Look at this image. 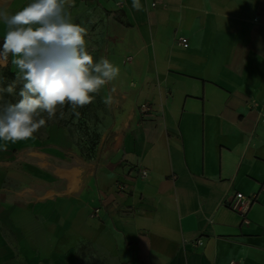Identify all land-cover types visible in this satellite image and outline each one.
Instances as JSON below:
<instances>
[{
  "label": "crops",
  "instance_id": "crops-1",
  "mask_svg": "<svg viewBox=\"0 0 264 264\" xmlns=\"http://www.w3.org/2000/svg\"><path fill=\"white\" fill-rule=\"evenodd\" d=\"M138 3L68 0L111 40L127 112L103 171L63 128L0 140V264H264V0Z\"/></svg>",
  "mask_w": 264,
  "mask_h": 264
},
{
  "label": "clouds",
  "instance_id": "clouds-1",
  "mask_svg": "<svg viewBox=\"0 0 264 264\" xmlns=\"http://www.w3.org/2000/svg\"><path fill=\"white\" fill-rule=\"evenodd\" d=\"M133 7L142 9L138 0ZM0 23L5 27L0 62L7 66L10 60L16 70L12 82L0 86L2 141L30 139L46 121L66 119L63 110L57 117L66 104L79 117L77 108L92 103L93 94L120 72L107 58L94 60L88 30L73 22L68 0H30L15 13L0 6ZM5 93L19 98L4 100ZM104 103L110 105L112 97Z\"/></svg>",
  "mask_w": 264,
  "mask_h": 264
},
{
  "label": "rangeland",
  "instance_id": "rangeland-1",
  "mask_svg": "<svg viewBox=\"0 0 264 264\" xmlns=\"http://www.w3.org/2000/svg\"><path fill=\"white\" fill-rule=\"evenodd\" d=\"M71 16L74 23L87 28L88 35L86 39L96 49L94 60L101 57L106 58L110 46L109 41L111 40L105 31L100 32L96 23L83 22L79 13L71 12ZM15 71V69L14 72L11 69L0 70V86H7L8 83H11L15 78ZM18 91L19 88H17ZM93 95L95 99L92 103L77 108L80 113L79 117H76L74 113H70L71 106L66 104L62 109L58 108L57 112L58 117L59 110H63L67 116L66 119L54 118L53 121H46V125L33 135L44 141L50 129L54 127L66 129L72 137L74 150L77 154L74 161L91 165L92 169L101 167L103 171L112 165L111 150L116 144L115 137L117 135L115 122L122 113L127 112V107L125 98L122 95L115 94L110 88L109 82L101 88L99 94ZM107 96L112 97L110 105L104 103V98ZM18 98V96L4 94V100L15 102ZM72 264H110V262L107 260L101 261L95 251L88 249L84 253H80Z\"/></svg>",
  "mask_w": 264,
  "mask_h": 264
},
{
  "label": "built area",
  "instance_id": "built-area-1",
  "mask_svg": "<svg viewBox=\"0 0 264 264\" xmlns=\"http://www.w3.org/2000/svg\"><path fill=\"white\" fill-rule=\"evenodd\" d=\"M179 43L180 45L184 48V49H188L190 47L189 43H188V40L187 39H184V38H181L179 40ZM144 110L148 111L149 109L147 107H144ZM148 175V172L146 171H141L139 174H138V177L140 179H144L146 178ZM236 202L237 203H241L244 207V212H247L248 208L250 207V205H252L253 203V198H247L245 196H243L242 194H237L236 195ZM95 214L96 216H99L100 214V209H96L95 211Z\"/></svg>",
  "mask_w": 264,
  "mask_h": 264
}]
</instances>
